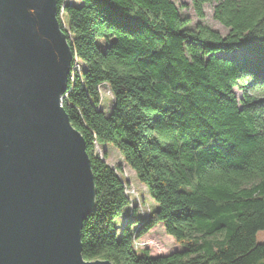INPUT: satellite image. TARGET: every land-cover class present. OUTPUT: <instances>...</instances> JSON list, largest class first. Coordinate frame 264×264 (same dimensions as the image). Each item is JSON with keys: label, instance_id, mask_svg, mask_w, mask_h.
I'll return each mask as SVG.
<instances>
[{"label": "trees", "instance_id": "16d2710c", "mask_svg": "<svg viewBox=\"0 0 264 264\" xmlns=\"http://www.w3.org/2000/svg\"><path fill=\"white\" fill-rule=\"evenodd\" d=\"M57 1L73 52L63 106L86 140L96 188L83 257L264 264V67L248 55L264 48V0H192L200 18L214 5L225 35L191 25L174 0ZM104 83L109 114L99 107ZM97 144L116 147L154 201L136 232L116 224L131 201ZM159 223L183 249L139 253L135 240Z\"/></svg>", "mask_w": 264, "mask_h": 264}, {"label": "water", "instance_id": "95a60500", "mask_svg": "<svg viewBox=\"0 0 264 264\" xmlns=\"http://www.w3.org/2000/svg\"><path fill=\"white\" fill-rule=\"evenodd\" d=\"M72 65L57 0H0V264H113L83 257L96 188Z\"/></svg>", "mask_w": 264, "mask_h": 264}, {"label": "rangeland", "instance_id": "374dc122", "mask_svg": "<svg viewBox=\"0 0 264 264\" xmlns=\"http://www.w3.org/2000/svg\"><path fill=\"white\" fill-rule=\"evenodd\" d=\"M176 5L180 8V12L184 16H188L191 19V25H194L198 21H202L212 28L218 30L223 35L227 34L228 29L213 16L214 5H204V17L200 18L192 5V0H174ZM79 3V0H77ZM64 25L67 27V18L63 13L61 14ZM240 55V50H234L230 55ZM100 92V104L99 107L109 114L113 104L114 96L108 84H102L99 86ZM241 96V91H237ZM107 153L105 157L106 162L115 168L117 173L123 179L126 187V193L130 198L131 205L123 211V214L116 219V224L119 227L124 226L126 223H133L132 229L134 232L142 225L144 220L148 218L154 208V201L151 198L148 189L138 180L134 170L129 167L119 152V150L112 144L95 146V153L103 157V153ZM257 239L259 242L264 241V231L257 233ZM135 248L139 253L143 250H148L151 255L167 254L173 250L183 249L173 236L168 235L165 232V228L162 223H159L156 227L150 230L147 234L139 237L135 240Z\"/></svg>", "mask_w": 264, "mask_h": 264}, {"label": "snow or ice", "instance_id": "6c2138e0", "mask_svg": "<svg viewBox=\"0 0 264 264\" xmlns=\"http://www.w3.org/2000/svg\"><path fill=\"white\" fill-rule=\"evenodd\" d=\"M248 55H251L253 58L258 59L261 66L264 67V48H261L258 53H250Z\"/></svg>", "mask_w": 264, "mask_h": 264}]
</instances>
